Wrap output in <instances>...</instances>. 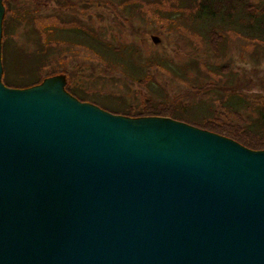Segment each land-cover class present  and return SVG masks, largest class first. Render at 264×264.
Instances as JSON below:
<instances>
[{"label": "water", "instance_id": "water-1", "mask_svg": "<svg viewBox=\"0 0 264 264\" xmlns=\"http://www.w3.org/2000/svg\"><path fill=\"white\" fill-rule=\"evenodd\" d=\"M1 73L0 264H264V151Z\"/></svg>", "mask_w": 264, "mask_h": 264}, {"label": "rangeland", "instance_id": "rangeland-1", "mask_svg": "<svg viewBox=\"0 0 264 264\" xmlns=\"http://www.w3.org/2000/svg\"><path fill=\"white\" fill-rule=\"evenodd\" d=\"M199 1L6 0L2 40L8 42L5 64L9 77L17 81L41 78L35 85L41 86L46 79L59 76L63 90L80 103L101 110L120 109L115 115L133 120L155 117L148 114L155 111L162 118L262 148L264 136L246 133L244 128L255 117L253 108L264 99V43L228 32L223 38L216 36L215 45L209 46L189 26ZM261 1L249 0L254 7ZM80 36L92 45L99 43L103 52L109 51L105 48L109 45L117 62L104 58L87 42H74ZM152 37L159 38V43L154 45ZM153 59H169L168 63L183 69L195 62L207 90L172 77L154 66ZM204 63L216 72H207ZM135 65L145 67L143 81H138L140 76L131 79L124 69ZM234 93L246 98L245 102L227 103L233 108L240 105L237 113L222 104Z\"/></svg>", "mask_w": 264, "mask_h": 264}, {"label": "trees", "instance_id": "trees-1", "mask_svg": "<svg viewBox=\"0 0 264 264\" xmlns=\"http://www.w3.org/2000/svg\"><path fill=\"white\" fill-rule=\"evenodd\" d=\"M3 7L5 8V13L3 16V21H2V35H1V64H2V83L7 86L8 88H16V89H24V88H29V87H34L35 85L40 84L44 79H36L35 78H30L28 80L24 81H17L14 79H10V75L8 73V67H6L5 64V59H6V47L5 44L7 45L8 42H3L2 39H4L5 34V23H6V15L8 13V9L6 8V0L2 2ZM192 20L190 21L191 24L190 29L192 32L196 33L199 36H202L204 40H206L207 44L209 46L215 45V41L219 38H215L216 36L222 37L223 35L227 34L228 32H233L238 35H240L243 38H248L252 41H259L264 43V0L261 1L260 3L256 4L255 7L253 4L249 2V0H200L196 12L192 14ZM223 38V37H222ZM65 40V39H64ZM74 42L76 43H84L87 42L92 49H94L97 53L102 55L104 58L109 57L111 60H114L117 62L116 57L113 54L112 49L109 48V45H105L109 51H102L100 44H90L85 38L81 37L78 38V40L74 39ZM117 47V46H116ZM120 49V51L125 53L123 48L117 47ZM123 49V50H122ZM212 50V49H211ZM212 52H216L215 49L212 50ZM44 58V57H43ZM48 57L43 59V62H40V66H44ZM171 60L168 59L166 62L165 60H160V59H153L152 63L154 62V66H159L163 69H165L168 73L171 74L172 77L178 78V79H183L188 82H192L193 86L200 89V91H206L207 88L204 87L205 84L204 82L198 78L199 75V69L198 67L191 62V64L184 65L183 68H179L177 64H172L168 63ZM109 64V63H107ZM110 65V64H109ZM122 66V59H121V65ZM204 67H206L207 72L215 73L213 68L209 66L208 64L204 63ZM126 70L127 75L132 79L135 76L137 77H142L141 79H138V81H143V75L144 72L146 71L145 67L142 68L141 66H133L132 68H124ZM198 74V75H197ZM190 76V77H189ZM150 91V90H149ZM152 94H156L158 96H161V92H153L150 91ZM72 95L74 93L72 92ZM78 97L77 95H74ZM226 101L223 102L224 108H228L234 113L238 112V108L240 105L237 104L236 107H232L231 105H227L228 102L231 103L232 100L235 101H242L245 102L246 98H243L242 96H236L234 94H229L226 96ZM202 103V102H197ZM203 104V103H202ZM106 106V105H105ZM105 108V107H104ZM103 108V109H104ZM107 108H105L106 110ZM110 109V110H109ZM255 111V117L251 118L249 120V124H247L244 128L246 133H251L255 136H264V99L262 102L255 106L254 108ZM106 111H109V113L115 115L118 112H121L122 110L120 109H112L108 108ZM148 114L150 116H155V117H160L161 113H157L155 111H148ZM169 118V117H168ZM211 133L222 135L225 138H229L233 140L234 142L241 144L245 148L249 150H264V147L262 148H252L248 147V143H246L243 139H235L231 136H225L219 132H213L210 131ZM227 138V139H228Z\"/></svg>", "mask_w": 264, "mask_h": 264}]
</instances>
